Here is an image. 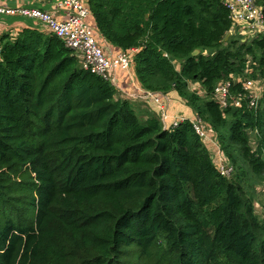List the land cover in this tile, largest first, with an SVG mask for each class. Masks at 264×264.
Returning a JSON list of instances; mask_svg holds the SVG:
<instances>
[{
	"label": "trees",
	"instance_id": "16d2710c",
	"mask_svg": "<svg viewBox=\"0 0 264 264\" xmlns=\"http://www.w3.org/2000/svg\"><path fill=\"white\" fill-rule=\"evenodd\" d=\"M86 1L108 43L137 49L143 90L176 92L232 171L193 120L138 109L54 33L2 34L0 264H264V90L254 106L237 80L240 106L215 95L264 81V33H231L226 0Z\"/></svg>",
	"mask_w": 264,
	"mask_h": 264
},
{
	"label": "built area",
	"instance_id": "2783aa9c",
	"mask_svg": "<svg viewBox=\"0 0 264 264\" xmlns=\"http://www.w3.org/2000/svg\"><path fill=\"white\" fill-rule=\"evenodd\" d=\"M59 9L68 12L63 19L42 8H11L0 6V14L14 15L22 14L24 16L37 19L47 26L50 32L64 40L82 60L83 67L93 73L100 74L115 82L114 73L121 69L127 72L133 70V56L137 49L122 50L120 53L109 55L104 48L97 42L95 37V28L90 24L91 11L86 0H56ZM233 19V29L231 33L244 35L246 39L249 36H256L264 33V14L262 7L257 4V0H226ZM248 70L246 73H251ZM240 81L243 84L245 95L249 99V105L257 104L264 90V81H255L247 77H234L232 80H226L220 83L216 88V98L223 106H227L232 99L235 106L241 105V97L234 98L231 94V88L234 81ZM115 85V84H114ZM148 97L153 99L160 108L163 121L171 118L164 101L155 93L145 92ZM180 119L173 121L176 125ZM197 133L203 138H207V131L203 123L196 119L194 121ZM220 169L223 174H229L232 167L228 163L221 162Z\"/></svg>",
	"mask_w": 264,
	"mask_h": 264
},
{
	"label": "crops",
	"instance_id": "0c3cea01",
	"mask_svg": "<svg viewBox=\"0 0 264 264\" xmlns=\"http://www.w3.org/2000/svg\"><path fill=\"white\" fill-rule=\"evenodd\" d=\"M0 6L11 8H42L55 14L61 19L65 18L68 14V12L65 10L58 8L56 0H0ZM89 22L96 29L95 37L97 42L104 48L107 54L115 55L122 51L120 47L111 45L98 33L95 21L92 16L90 17ZM27 27H39L41 30L49 32L47 26L37 19H33L18 13L14 15L0 14V36L5 33L10 34L11 36H16L20 31ZM112 74L114 75V84L116 85L120 96L132 100L135 106L140 110L144 107H148L154 111H157L158 104L146 95V91L143 90L141 84L137 80L134 66L132 72L118 69ZM157 95L164 101L171 115L170 119L164 121L166 126L172 125L173 121L176 120L175 118H187L193 121L198 118L195 110L187 105L186 102L181 99L176 92ZM204 127L207 131L206 141L213 152L215 161L218 162V164L220 161L226 162L220 152L216 140L212 137L209 127L207 125H204Z\"/></svg>",
	"mask_w": 264,
	"mask_h": 264
},
{
	"label": "rangeland",
	"instance_id": "374dc122",
	"mask_svg": "<svg viewBox=\"0 0 264 264\" xmlns=\"http://www.w3.org/2000/svg\"><path fill=\"white\" fill-rule=\"evenodd\" d=\"M239 36V35H238ZM178 67H179V65H177ZM169 113V112H168ZM169 115H170V113H169ZM175 119H178V118H175ZM221 162H223V161H220L219 162V165L221 164ZM218 163V162H217ZM264 188L263 187H260L259 189H258V192H257V195L259 196V195H261V197H262V194H263V190ZM257 208L258 209H260V205H259V202H257Z\"/></svg>",
	"mask_w": 264,
	"mask_h": 264
},
{
	"label": "water",
	"instance_id": "95a60500",
	"mask_svg": "<svg viewBox=\"0 0 264 264\" xmlns=\"http://www.w3.org/2000/svg\"><path fill=\"white\" fill-rule=\"evenodd\" d=\"M228 37H229V35H228ZM199 52H200L199 50H195L194 53H193V56H196Z\"/></svg>",
	"mask_w": 264,
	"mask_h": 264
}]
</instances>
